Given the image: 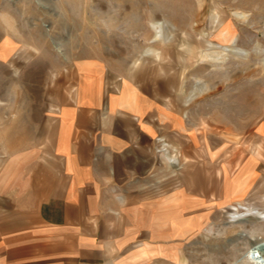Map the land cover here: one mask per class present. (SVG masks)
I'll list each match as a JSON object with an SVG mask.
<instances>
[{
    "label": "rangeland",
    "instance_id": "rangeland-1",
    "mask_svg": "<svg viewBox=\"0 0 264 264\" xmlns=\"http://www.w3.org/2000/svg\"><path fill=\"white\" fill-rule=\"evenodd\" d=\"M0 12L3 152L17 137L46 149L80 78L98 75V103L117 93L132 120L99 137L150 155L111 264H264V0H0Z\"/></svg>",
    "mask_w": 264,
    "mask_h": 264
},
{
    "label": "crops",
    "instance_id": "crops-1",
    "mask_svg": "<svg viewBox=\"0 0 264 264\" xmlns=\"http://www.w3.org/2000/svg\"><path fill=\"white\" fill-rule=\"evenodd\" d=\"M90 77L80 78L78 101L59 135L50 130L46 149H35L39 137L31 144L17 137L3 152L14 140L0 139V264H111L127 236L137 203L132 174L145 173L150 155L121 134L99 137L102 124L132 122L131 112L120 113L117 93L103 92L98 103L99 77ZM21 144L28 153L19 154Z\"/></svg>",
    "mask_w": 264,
    "mask_h": 264
},
{
    "label": "bare ground",
    "instance_id": "bare-ground-1",
    "mask_svg": "<svg viewBox=\"0 0 264 264\" xmlns=\"http://www.w3.org/2000/svg\"><path fill=\"white\" fill-rule=\"evenodd\" d=\"M257 247L259 248L260 252L264 253V244L262 242L258 243Z\"/></svg>",
    "mask_w": 264,
    "mask_h": 264
}]
</instances>
